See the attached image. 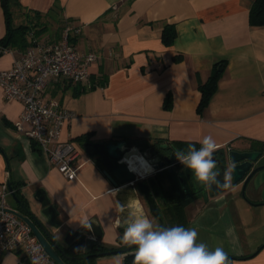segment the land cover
Here are the masks:
<instances>
[{"label":"crops","instance_id":"obj_1","mask_svg":"<svg viewBox=\"0 0 264 264\" xmlns=\"http://www.w3.org/2000/svg\"><path fill=\"white\" fill-rule=\"evenodd\" d=\"M17 2L15 24L35 26L32 31H37L38 42H54L65 25L75 27L71 38L77 49L97 55L89 67L90 80L105 84L89 89L85 83L60 78L50 80L44 92L45 98L58 100L74 115L60 135L61 140L81 147L73 163L74 176H65L15 129L23 105L6 100L0 89V185L9 175L34 208L38 204L31 195L42 188L57 208L59 235L81 227L79 218L86 214L103 231L98 241L102 250L123 248V221L129 212L144 213L147 207L140 198L127 214L123 212L117 188L81 144L125 140L129 151L135 149L152 166L157 162L152 150L162 149L161 144L178 150H186L189 144L200 148L199 141L211 135L219 148L261 151L254 163L261 167L247 182L244 194L241 183L215 196L200 186L201 192L184 204L183 217L169 216L166 204L159 205L160 211L172 226L195 227L198 242L224 247L234 264H264V26L250 24L253 0ZM165 25H173L176 31L170 45L162 42ZM4 35L0 9V40ZM17 56L15 50L0 54V70L9 68ZM221 59L226 66L217 89L198 111V81H205ZM165 169L146 173L144 179L156 176L163 192L169 182L164 178L161 183L158 177L164 176ZM185 169L179 163L174 166L184 176L185 186L194 190L195 180L184 174ZM8 203L16 208L11 195ZM228 229L233 230L232 236L227 235ZM126 254H119L123 264ZM116 255L95 257L92 264H113ZM0 264L27 262L21 250L0 251Z\"/></svg>","mask_w":264,"mask_h":264},{"label":"built area","instance_id":"obj_2","mask_svg":"<svg viewBox=\"0 0 264 264\" xmlns=\"http://www.w3.org/2000/svg\"><path fill=\"white\" fill-rule=\"evenodd\" d=\"M76 28L65 25L61 37L51 43H41L30 34L33 44L18 56L9 68L0 70V89L6 100H19L22 111L14 122L20 133L32 140L50 163L65 176H74V161L81 153L80 145L61 140L63 126L73 118L58 100L45 98L50 80L67 79L90 85L89 67L97 59L94 52H80L71 41ZM138 176V175H137ZM139 176L140 178H146ZM10 191L6 183L0 185V251L21 250L27 264H58L43 249L30 226L20 218L8 203Z\"/></svg>","mask_w":264,"mask_h":264},{"label":"water","instance_id":"obj_3","mask_svg":"<svg viewBox=\"0 0 264 264\" xmlns=\"http://www.w3.org/2000/svg\"><path fill=\"white\" fill-rule=\"evenodd\" d=\"M81 146L90 157H96L102 165L104 175L113 187L117 188V199L123 207V212L127 214L130 205L141 198L147 207V212L143 214L161 221L159 205L166 204L162 189L153 177L140 178L128 167L124 161L128 153L125 140L84 142ZM160 147L162 151L152 150L157 156V162L152 164L153 170L167 168L169 171H173L174 166L179 163L174 155L178 151L177 147L167 143L161 144ZM170 148L173 149L172 152H170ZM260 156L261 151L259 150H238L230 147L219 148L214 153L221 173L231 164H235L232 184L241 183L242 194H244L246 184L251 176L261 167H254V163ZM6 185L16 203V208L12 210L30 226L45 252L58 264H71V262L102 255L122 254L133 249L127 246L102 250L98 241L101 239L103 231L93 221H90L92 223L91 231L79 227L59 235L62 225L57 220V208L51 203L50 198L42 188H38L31 195L32 200L38 204V207L34 208L30 197L21 189V186L18 188L19 195L14 191L9 175L6 179ZM207 191L209 195L215 196L225 190H217L213 187Z\"/></svg>","mask_w":264,"mask_h":264},{"label":"clouds","instance_id":"obj_4","mask_svg":"<svg viewBox=\"0 0 264 264\" xmlns=\"http://www.w3.org/2000/svg\"><path fill=\"white\" fill-rule=\"evenodd\" d=\"M200 148L189 144L187 149L175 152L180 164L192 173L195 181L211 190H229L233 188L232 179L235 164H231L221 173L214 153L219 145L211 136H204ZM118 224L121 222L118 220ZM81 227L91 231L92 223L86 214L79 218ZM124 231L121 243L134 248L133 264H234L224 247L210 248L205 242H198V230L184 226L164 227L154 223L143 213L129 212L123 221ZM228 229L227 235L232 236ZM33 264H38L34 259ZM113 264H123V257L117 254Z\"/></svg>","mask_w":264,"mask_h":264},{"label":"trees","instance_id":"obj_5","mask_svg":"<svg viewBox=\"0 0 264 264\" xmlns=\"http://www.w3.org/2000/svg\"><path fill=\"white\" fill-rule=\"evenodd\" d=\"M15 5L19 6L17 0H0V9L3 12L4 21H5V35L0 40V54L3 53L2 50L3 48L17 49L23 52L28 46L33 44L30 34H33V36L36 38L35 32L37 31L34 32L32 31V28H34L35 26L30 25L29 23L13 24L12 22L13 7ZM249 21L250 24L252 25L264 26V0H253L252 6L249 10ZM175 36H176V31L173 25H165L163 27L161 38H162V42L165 45H170L173 42ZM179 59H180L179 56H175V60H179ZM225 66H226V60L221 59L216 61L213 64V67L211 69L208 78L203 82L198 81L197 88L200 92V99L197 106L198 111H202L208 105L212 94L217 89L219 79L222 76ZM103 84H105L104 81L98 83L90 80V85L88 88L91 89L97 85H103ZM155 146H157V144ZM153 150L157 151L161 149L154 148ZM183 172H185L184 174L189 173L191 179L192 180L194 179L190 170L185 169ZM163 173L164 176L159 175L158 177L159 180L162 183V180L166 178L169 182V186H167L165 190L163 189L164 190L163 193L165 195V201H166L165 212L169 214V216H171L172 218L177 216L183 217L184 204L191 201L196 194H199L201 192V190L198 189L195 191V186L193 187L194 190H189L185 188L184 187L185 178L183 177L182 174L176 173L174 170L169 171L168 169H165ZM12 186L14 191L19 195V189L16 186V183L12 182ZM158 224L164 227H169L171 225L168 223L164 224L163 221L158 222ZM170 227H172V225ZM101 249H103L102 246ZM133 254H134V248L128 251L127 254L124 256V264H133V258H134ZM93 259L94 258H89L81 261H75V262H71V264H92Z\"/></svg>","mask_w":264,"mask_h":264},{"label":"bare ground","instance_id":"obj_6","mask_svg":"<svg viewBox=\"0 0 264 264\" xmlns=\"http://www.w3.org/2000/svg\"><path fill=\"white\" fill-rule=\"evenodd\" d=\"M124 161L128 167L138 176H145L146 173L153 171V167L150 165L147 159L135 149L130 151L128 150Z\"/></svg>","mask_w":264,"mask_h":264},{"label":"rangeland","instance_id":"obj_7","mask_svg":"<svg viewBox=\"0 0 264 264\" xmlns=\"http://www.w3.org/2000/svg\"><path fill=\"white\" fill-rule=\"evenodd\" d=\"M13 18H14V17H13ZM12 22H13V24H15V20H14V19H13ZM183 177H184V176H183ZM164 214H165V213L161 210V211H160L161 221H163V223L166 224V217L164 216ZM151 219H152V221H153L154 223H156L157 220H154L153 218H151ZM158 222H159V221H157V223H158ZM169 227H170V226H169Z\"/></svg>","mask_w":264,"mask_h":264},{"label":"flooded vegetation","instance_id":"obj_8","mask_svg":"<svg viewBox=\"0 0 264 264\" xmlns=\"http://www.w3.org/2000/svg\"><path fill=\"white\" fill-rule=\"evenodd\" d=\"M160 151H162V150H160ZM155 177H156V176H154V179H155ZM194 184L196 185V186H195V187H196V188H195L196 190H198V189L200 188V186H201V185L198 184L196 181H194ZM184 187L188 189V187H186L185 184H184ZM159 209H160V208H159Z\"/></svg>","mask_w":264,"mask_h":264}]
</instances>
